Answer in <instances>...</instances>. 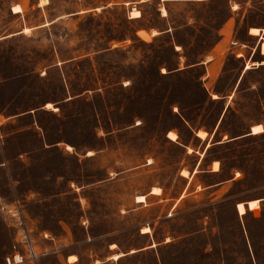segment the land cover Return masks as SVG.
<instances>
[{
	"label": "rangeland",
	"instance_id": "rangeland-1",
	"mask_svg": "<svg viewBox=\"0 0 264 264\" xmlns=\"http://www.w3.org/2000/svg\"><path fill=\"white\" fill-rule=\"evenodd\" d=\"M228 20L242 57L224 51L205 85L202 69L175 72L176 51L202 58ZM138 28L150 33L135 37ZM262 43L264 0H0V114H33L0 126V264L14 251L18 264H61L71 253L86 261L110 243L136 252L122 264H264ZM222 114L229 134L215 140L254 124L258 135L214 145L207 160L220 161L218 177L185 181L197 151L167 133L188 141L180 115L195 129ZM245 201L243 215L235 204Z\"/></svg>",
	"mask_w": 264,
	"mask_h": 264
},
{
	"label": "crops",
	"instance_id": "crops-1",
	"mask_svg": "<svg viewBox=\"0 0 264 264\" xmlns=\"http://www.w3.org/2000/svg\"><path fill=\"white\" fill-rule=\"evenodd\" d=\"M141 15H139L138 17H133V19H137L140 18ZM234 25V21L233 20H228L226 21L221 30V34L219 36L218 41L213 45V47H211V49H209L208 51H206V53L203 55L202 58H199L196 61H192V62H188L186 56L183 54L181 55L179 53V51H176L178 54V61H177V68L175 70V72L179 73L182 70L188 69V68H199L202 69V73L200 74V80L202 81V85L204 83L205 80H207L208 78L216 75L218 76L217 72L215 73V65L217 64V62L219 63V56L224 54V51L229 52L231 54H233L234 56H236L237 58L242 57L243 53H242V48H243V44H241L240 42H237L235 40L232 39V27ZM139 30H143L146 33H150V29H144V28H138L136 29V33L138 34ZM168 31H161L159 30L158 32H156L157 36L161 35L162 33H167ZM153 35L152 37L156 36ZM252 35V34H250ZM259 35V34H258ZM258 35H252V36H258ZM182 49V47H180ZM185 58L184 62H183V66L180 67L178 66L179 59ZM206 58V59H205ZM237 83L235 81L233 86H236ZM33 114H28V113H20V114H0V116L2 117V121H0V126H2L3 124L6 123H14L17 119L22 118V117H30ZM225 114L223 115H219L216 119V121L214 122L213 126L211 128H204V127H196L195 129H192L190 138L192 139H196L199 143H200V148L197 150L196 146H193V144L190 142L191 139H189L187 142V145H183V147L185 148V153H196L197 151V156L195 158V163L193 164V166L191 168L185 169L187 171V175L186 176H182V178L185 180L187 179L189 176L192 175H197L199 173H203V174H208L211 176H217L219 175V173L222 170V166L220 164V161L216 158H212L207 160L208 158V150L213 147L214 145H225L228 144L230 141L236 140V139H240L246 136H255L258 134H251V127L249 131H247L246 133H243L237 137H233V138H226V140H215L214 138L216 137L217 134H229L228 132H221V125L223 122ZM259 124V123H256ZM255 125V124H254ZM204 131L206 133L204 138H201L198 136V131ZM263 132V131H262ZM261 132V133H262ZM193 133V134H192ZM260 134V133H259ZM178 139V133H177V138L174 142H177ZM210 144H208V141H210ZM189 146H193V150L191 152V150L189 149ZM46 148H49L48 146H44ZM1 148V146H0ZM1 150V149H0ZM187 150L189 152H187ZM217 162V169H213V163ZM3 164V161L0 162V164ZM233 176H229L226 177L225 179H217V181L211 182L209 184H204L201 183V189L198 191H194V190H190L188 191L189 193H191L192 196H197L198 194H201V192L203 191H207L208 189H214L218 186H221L224 182H227V180H231ZM234 178V177H233ZM186 181V180H185ZM159 194V193H158ZM253 200V199H252ZM249 201V200H248ZM242 202L244 204L245 207V213L243 215L246 214L248 209L247 206V202ZM238 203V202H237ZM236 203V204H237ZM236 204H235V210L236 209ZM252 211V210H250ZM238 213V212H237ZM242 216V215H241ZM28 230H30V226H28ZM44 232V234H47L46 231H42ZM149 233L148 232H142V236L147 235ZM50 237V236H49ZM51 238V237H50ZM83 242H89V239L87 238L86 240H83ZM112 244H114L115 246L112 247ZM147 246H150V248L153 247V245L149 244ZM118 244L116 243H110L107 247V252L105 254H103L102 256H95L93 254H89L88 258L86 261H84V257L81 256L79 253H71L65 256V258L61 261V264H122L124 261H126L128 259V257L130 256V254H134L136 252H132L129 254V251H121L120 249H118ZM147 248V247H146ZM117 255L116 258L113 257V255ZM70 256H74L75 260L70 261L69 257Z\"/></svg>",
	"mask_w": 264,
	"mask_h": 264
},
{
	"label": "bare ground",
	"instance_id": "bare-ground-1",
	"mask_svg": "<svg viewBox=\"0 0 264 264\" xmlns=\"http://www.w3.org/2000/svg\"><path fill=\"white\" fill-rule=\"evenodd\" d=\"M13 11L14 12H17V7H13ZM163 11V14H165V11L164 9H162ZM140 14L138 11H135L132 13V17H138ZM259 30L257 28H250L249 30V33L252 34V35H258L259 33ZM261 53L264 54V43L261 44ZM260 131V125H254L251 127V133L252 134H255V133H258ZM198 136L201 137V138H204L206 133L204 131H198ZM167 137L170 139V140H173L175 141L177 136L175 133L173 132H168L167 133ZM213 169H217V162H214L213 163ZM187 174V171L186 170H182L181 171V175L185 176ZM151 193H154V194H158L159 193V189L158 188H153ZM144 196L143 195H140V196H137L136 197V201L137 202H142L144 201ZM237 210L240 214H243L244 213V206H243V203H238L237 204ZM144 232H147V230H145ZM112 247H114V245H112ZM114 258L117 257V255H113ZM69 260L72 261V260H75V258H73V256H70L69 257Z\"/></svg>",
	"mask_w": 264,
	"mask_h": 264
},
{
	"label": "built area",
	"instance_id": "built-area-1",
	"mask_svg": "<svg viewBox=\"0 0 264 264\" xmlns=\"http://www.w3.org/2000/svg\"><path fill=\"white\" fill-rule=\"evenodd\" d=\"M17 218L20 221V236L21 240L24 243L25 247L27 248V251L29 253L28 259L29 261H36L38 255L36 254L34 247L32 245V241L29 239L28 236V228L27 225L22 220V214L20 211L16 214ZM44 237H48L47 234H43ZM7 264H18L23 261V255L20 254L18 251H14V253L11 256L6 257L5 259Z\"/></svg>",
	"mask_w": 264,
	"mask_h": 264
},
{
	"label": "trees",
	"instance_id": "trees-1",
	"mask_svg": "<svg viewBox=\"0 0 264 264\" xmlns=\"http://www.w3.org/2000/svg\"><path fill=\"white\" fill-rule=\"evenodd\" d=\"M135 32H136V29L134 30V36L136 37ZM199 78H200V76H199ZM169 108L172 109V104H169ZM180 119H181V122H183V125L189 130V132L191 134L192 129H194V127L191 124V121L188 118L184 117L183 115H180ZM176 144H178V145H180L182 147H183V145H187V142L186 141L183 142L181 140V137H180L179 133H178V139H177Z\"/></svg>",
	"mask_w": 264,
	"mask_h": 264
},
{
	"label": "snow or ice",
	"instance_id": "snow-or-ice-1",
	"mask_svg": "<svg viewBox=\"0 0 264 264\" xmlns=\"http://www.w3.org/2000/svg\"><path fill=\"white\" fill-rule=\"evenodd\" d=\"M49 107H51V106H49Z\"/></svg>",
	"mask_w": 264,
	"mask_h": 264
}]
</instances>
